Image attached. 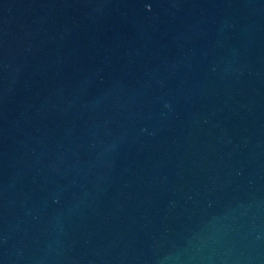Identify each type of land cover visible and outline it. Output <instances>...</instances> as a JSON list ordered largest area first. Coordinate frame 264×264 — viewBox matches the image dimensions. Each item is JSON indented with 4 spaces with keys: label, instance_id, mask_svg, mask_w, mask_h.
I'll use <instances>...</instances> for the list:
<instances>
[{
    "label": "water",
    "instance_id": "95a60500",
    "mask_svg": "<svg viewBox=\"0 0 264 264\" xmlns=\"http://www.w3.org/2000/svg\"><path fill=\"white\" fill-rule=\"evenodd\" d=\"M0 264H264V0H0Z\"/></svg>",
    "mask_w": 264,
    "mask_h": 264
}]
</instances>
